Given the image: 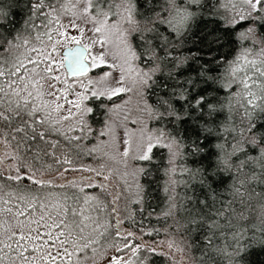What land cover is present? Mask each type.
<instances>
[{"label": "snow or ice", "instance_id": "6c2138e0", "mask_svg": "<svg viewBox=\"0 0 264 264\" xmlns=\"http://www.w3.org/2000/svg\"><path fill=\"white\" fill-rule=\"evenodd\" d=\"M238 2L244 7L235 0H215L214 4L212 0H26L24 18L19 27L11 28L9 13L0 7V166L14 162L0 167V264H74V258L89 251L99 254L105 264H144L138 256L141 250L157 253L154 247L128 243L117 231L114 235L126 242L123 247L109 243L117 254L105 256L101 240H110L109 224L95 215L101 206L99 197L86 193L85 188L106 190V185L80 187L71 182L68 187L76 191L54 199L46 189L66 186L43 178L51 170V165L42 163L45 158L71 165L69 150L80 149L92 132L85 116L93 109L85 101L94 99L98 107H104V98L111 100L131 90L124 86V67L109 64L104 52L116 36L123 63L138 59L129 42L130 32L137 33L138 47L151 44L144 35L153 34L156 47L177 69L159 87L171 94L173 103L164 101L168 114L191 129L188 149L209 161L208 169H197L207 199L189 198L199 207L188 210L191 225L207 226L212 233L204 237L209 257L222 255L229 264H242L256 245L264 249V32L258 31V26L264 29V0ZM209 4L208 21L215 20L223 27L201 29L203 34L194 36V25L202 19L198 10L207 9ZM86 29L95 38L89 36L84 43ZM185 41L199 46L206 55L172 56L171 51ZM226 44L232 46L230 54L222 51ZM95 47L100 51L94 55ZM61 49L66 51L61 54ZM189 59L196 63L195 68L188 64ZM201 60L205 63H199ZM104 67L119 68L115 87H98L112 75L102 71ZM94 69H101L95 79L88 75ZM156 70L138 73L142 87L150 88V80L156 84L151 75ZM69 76L78 79L69 84ZM221 116L225 120L236 116L240 121L241 127L228 143L232 151L225 152L224 145L217 144L214 147L219 152H206L214 138L209 124ZM220 130L227 129L222 124ZM151 139L138 160L151 159L149 153L155 146ZM169 139L177 146L182 142ZM73 170L80 169H63ZM216 171L230 175H221L218 180ZM96 175L108 179L101 172ZM225 179L232 181L228 199L217 200L213 183H224ZM137 188L142 191L140 185ZM245 224L250 226L246 231L251 235L246 236ZM215 235L224 239L231 236L232 243L227 245L230 252L216 247ZM168 248L183 251L171 240ZM125 250L132 255L125 258ZM172 261L182 264L175 256Z\"/></svg>", "mask_w": 264, "mask_h": 264}, {"label": "trees", "instance_id": "16d2710c", "mask_svg": "<svg viewBox=\"0 0 264 264\" xmlns=\"http://www.w3.org/2000/svg\"><path fill=\"white\" fill-rule=\"evenodd\" d=\"M212 2L214 4L215 0H212ZM25 4L26 0H0V7L9 13L7 18L9 22L8 28L13 25L19 27L20 21L24 18V13L27 12ZM211 8L212 5L209 4L207 9L201 8L198 10L202 15V19H198L194 25V36L197 33L202 35L201 29L207 28L211 30L223 27L215 20L208 21ZM137 19L140 18L137 17ZM8 28L4 29L5 33H7ZM258 31L264 32V29L258 26ZM136 35L137 33L132 32L131 37L139 61L145 66L157 69L152 76V80H155L156 84H152L150 80L149 84L152 86L146 88L145 92L147 102L155 114L150 116V123L152 126H158L165 131L169 138L182 142L179 144V154L176 161H174V168H172L173 161L171 163L170 152L164 145L158 144L153 147L149 154L151 156L149 161L141 160L143 169L139 175L138 183L142 191L133 193L127 189L125 190L120 183L118 185L115 183L116 186L113 184L110 186L106 185V190L104 188H85L86 193L98 196L101 201V206L95 215L99 216L101 222L107 220L109 224L108 233L110 240L107 242L101 240V244L104 246L101 251L110 248L107 246L109 243L114 245L123 243L125 240L121 237H128L127 229L142 230L145 231V234L151 233L156 237H161L162 239L160 240L166 242L160 249H157L156 254L141 250L138 256L143 258L144 264H173V256H175L176 260L181 261L182 264H209V262L210 264H229L222 255L209 257L204 237L206 234L212 235V233H209L207 226L194 227L189 223L192 217L189 216L188 210L199 207L198 204L193 205L190 203L189 198L194 200L207 199L206 189L200 185L202 176L197 172V169H208L209 161L204 158L203 154L194 155L188 149L187 136L191 134V129L180 121L174 120L168 114L167 106L164 104V101L173 103V100L171 94L166 95L165 90L159 85L169 79L170 73H176L177 69L174 68L173 62L166 58L164 53L156 47L157 41L153 39V34L146 33L144 39L151 41V44H143L140 47L137 46L138 42L134 38ZM231 47V45L226 44L222 51L230 54ZM194 53L201 56L206 55V52L200 51V47L190 41H185L181 48L171 51L172 56L181 58H190ZM199 63H205V61L201 60ZM188 64L191 65V68L196 67V63L191 59L188 60ZM105 102L104 98V105ZM88 103L93 112L88 113L85 120L92 128V132L81 142L80 149L69 150L71 165H60L47 158L42 161L43 164L51 165V170L45 172L43 178L52 180L53 185L66 186L64 188L50 186L46 189V191L53 193L54 199L61 193L71 195L72 192L76 191V189L68 187L71 182H75L80 187H84L89 183L97 185L102 183L101 177H96V172H88L86 169L97 170L101 160V154L98 151V140L99 129L103 125L105 118V106L98 107L99 102L94 99H89ZM222 124L226 127V131L221 132L220 126ZM209 127L212 129L214 138L207 144L205 151L219 152L220 149L215 148L214 145L223 144L224 151L231 152L232 149L228 147V143L232 141V137L237 134L241 127L239 118L232 116L230 119L225 120V117L221 116L212 121ZM177 133L181 135L177 136ZM200 139L203 140L204 137L201 136ZM92 149H96V151H91ZM21 155L23 156L24 154L21 153ZM221 155H224V152H221ZM8 163L14 162L6 161L1 167L6 168ZM64 168L80 170L63 171ZM57 169L60 171H57ZM215 174L218 180L221 175L225 178L230 175V173H221L219 171H216ZM208 183H212V181H208ZM231 183L232 181L227 179H225L224 183H213L217 200L228 199L227 189ZM256 190L260 192L259 187ZM117 196L119 199H116ZM113 207L116 209L115 212L112 211ZM248 227L250 226L244 225L243 230H245L246 236L251 235L250 232L246 231ZM117 231L120 232L121 237L114 235ZM258 231L259 226L257 224ZM212 238L216 247L227 248V245L232 243L230 235L227 239L219 235H215ZM257 239H259V236H257ZM170 240L179 244L183 251H170L168 248ZM227 251L230 252L231 248H227ZM160 252H163L164 255H160ZM95 255L99 254L89 251L85 256L78 259ZM135 259L137 260V257ZM242 264H264V249L256 245L251 249Z\"/></svg>", "mask_w": 264, "mask_h": 264}, {"label": "rangeland", "instance_id": "374dc122", "mask_svg": "<svg viewBox=\"0 0 264 264\" xmlns=\"http://www.w3.org/2000/svg\"><path fill=\"white\" fill-rule=\"evenodd\" d=\"M226 2V0H222ZM113 2H119V0H113ZM238 3L239 7H244L242 4H239L238 0H235ZM67 24V19L64 21ZM111 22V21H109ZM125 28L128 27L127 24L124 25ZM74 32V30H73ZM75 34V32H74ZM132 32L129 34V42L132 45L133 50L136 53V50L133 46ZM94 35L89 33L87 29L85 30L84 43L88 42V37ZM113 43L107 45L104 49L105 58L109 64L115 63L117 65H122L126 70L123 73L126 76L124 81V86L131 89L128 92H122L119 96L112 97L111 100L105 98V108L113 109L112 111H104L105 118L103 125L99 129V140H98V151L101 154V160L98 164V169L92 171L101 172L103 176H107L108 179L105 181L101 177V182L107 186L118 185L120 183L124 189L131 191L133 193L138 192L137 185H139V175L143 169L141 160H138L136 157L143 153L144 148L149 143V137H151V143L154 145H169L167 147L170 152V158L172 163V168L175 167L176 158L179 154V146L173 144L172 140L169 139L165 131H163L158 126H152L150 123V116H154L153 110L150 108V105L146 99V87H142L140 84V76L138 73L148 72L153 67L143 65L139 59L130 61L129 64H124L123 60L119 58V49L117 44L119 41L116 36L112 37ZM100 51L99 47L92 49L93 54H97ZM62 54V49H61ZM136 56L138 57L137 53ZM131 68V71H127ZM104 72H111L109 79L98 87L107 88L115 87V79L119 78L121 74L119 68L110 69L104 67L102 69ZM101 72V69H94L88 75L95 79L97 75ZM61 75L63 77L64 73L61 70ZM153 76L154 73H151ZM115 78V79H114ZM78 78L68 77V83H73L74 80ZM75 91H80L78 87H74ZM71 95L69 99H71ZM87 107L89 106L88 100L85 101ZM119 106V107H117ZM98 113V111H97ZM86 117V116H85ZM101 133H104L101 135ZM163 133V135H161ZM159 138V139H157ZM127 151L128 155L125 156L124 152ZM173 153H177L175 156ZM150 154V153H149ZM1 167V166H0ZM89 172V171H88ZM96 177H99L96 175ZM100 178V177H99ZM116 186V185H115ZM131 233V236L127 237V242L131 244H142L148 246V248L160 249L164 243H160L161 237H156L153 234L146 233L145 231L127 229V235ZM116 244L117 247H123L124 243ZM114 248H108L104 251L105 256L116 255ZM39 255V253H37ZM125 258L131 256V252L125 250L123 253ZM95 260L91 257L85 258H75L74 264H105V260L100 255H95ZM134 260L135 257H133ZM59 264V261H57ZM139 264V262H138Z\"/></svg>", "mask_w": 264, "mask_h": 264}, {"label": "water", "instance_id": "95a60500", "mask_svg": "<svg viewBox=\"0 0 264 264\" xmlns=\"http://www.w3.org/2000/svg\"><path fill=\"white\" fill-rule=\"evenodd\" d=\"M71 46V45H70ZM64 51H66V49H62V53L64 52ZM70 78H72L71 76H69Z\"/></svg>", "mask_w": 264, "mask_h": 264}]
</instances>
